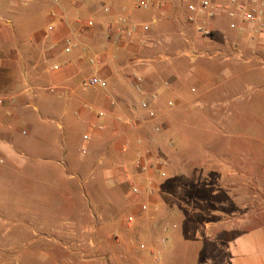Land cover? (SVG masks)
<instances>
[{
  "label": "crops",
  "instance_id": "1",
  "mask_svg": "<svg viewBox=\"0 0 264 264\" xmlns=\"http://www.w3.org/2000/svg\"><path fill=\"white\" fill-rule=\"evenodd\" d=\"M138 1L104 0L109 7L105 13L99 3L86 0H0V209L7 208V198L1 195L15 193L16 211L31 209L32 226H48L54 232L56 226L86 225L85 211H95L91 220L96 239L107 237L109 228L117 238L116 244L102 249L110 258L106 264H152L150 248L163 231L169 239L180 238L181 248L189 244L177 249L176 257L182 259L177 264H200L195 258L202 253L189 249L217 239L225 243V264H264V228L234 235L237 226L225 220L215 201L208 213L215 219L201 221L191 212L194 203L185 200L189 184L184 179L208 173L189 170L185 162L205 161L204 154L210 155L187 160L176 149L178 163L173 167L175 149L170 150L172 142L178 148L180 131L189 127L177 123L183 113L203 109L217 113L231 107L232 61L175 58L186 48L182 37L204 28L208 34L194 42L197 50H220L226 55L229 46L237 45L252 54L250 62L257 72L252 75L262 83L252 85L254 77L249 74L241 79L247 88L261 93L264 71L258 64L264 59V6L253 25H246L239 14L232 20L198 16L193 24H186V13L176 0H161L160 8L147 11L137 8ZM118 19H126L129 25L147 23L150 30L132 39H114ZM229 22L235 23V30L228 28ZM250 28L256 34L248 38ZM65 39L71 45L68 53ZM135 57L144 63L133 68L130 62ZM134 74L143 79L141 92L133 89ZM92 77L104 79L107 88H83L82 82ZM148 93H155L156 100H150ZM143 101L149 103L153 117L141 108ZM216 124L208 130L210 137L223 130L230 145L235 135L227 121ZM255 136L256 160L264 161V124ZM138 159L147 169L136 166ZM164 168L167 173L161 177ZM133 186L139 189L136 196L130 193ZM140 206H146V211ZM57 210L68 213L60 217ZM125 214L133 222L122 218ZM19 216L15 222L0 220L1 225L22 227L18 236L26 225ZM135 229L142 231L139 235L148 244L145 253L128 250L126 241ZM220 232L223 236L218 238ZM202 255L216 256L217 251Z\"/></svg>",
  "mask_w": 264,
  "mask_h": 264
},
{
  "label": "rangeland",
  "instance_id": "2",
  "mask_svg": "<svg viewBox=\"0 0 264 264\" xmlns=\"http://www.w3.org/2000/svg\"><path fill=\"white\" fill-rule=\"evenodd\" d=\"M250 29L253 30L254 28ZM251 30L246 32V37L249 38L256 34L255 29ZM184 36L193 43L197 40L202 41L204 38L197 33ZM242 39L240 38L241 42ZM240 49L243 54V58L240 60L232 57L227 59L216 58L232 61V75L234 77L230 83V109L217 110V113L204 109L197 112L195 110L183 113L178 118L177 123H185L189 127H185V130L180 131L182 138L179 139L178 148H176L175 142H172V147H170L172 151L175 149L172 152L174 153L172 155L173 167L175 163H178L175 160L176 149L178 150V155H184L187 160H191V157L197 154L207 153L210 155L204 154L206 156L205 161L185 162L189 170L197 168L208 172L203 178L189 177L184 179L189 184V187L184 192L185 200L188 204L194 203L193 206L196 209L192 208L194 210H191V212H194L193 215L201 221L215 219L213 216H208L215 201L216 207H219L221 212L225 213V220H228L229 224L237 226V229L232 230L234 235L246 230L264 228V175L262 174L264 161L256 160L258 147L255 146L256 129H259L264 124V90L259 93L254 88H247L246 82L241 79L243 75H252L257 72L253 61L250 62L253 55L246 52L242 47ZM261 83L262 81H258L255 77L253 83L251 82L256 87ZM262 89H264V85ZM249 92L258 94L255 93L252 97H249V95L246 97ZM192 112L195 113L192 114ZM219 121H227L229 132L235 135L234 138H231L230 145H227L229 139L225 140L222 136L223 130H220L222 133L217 134L218 136L210 137L211 134L208 130L213 128V125H217L216 123ZM196 126L201 128L198 129ZM251 129L254 130L252 131ZM248 131L249 137L247 139L246 134ZM209 139L211 143H208ZM225 152L228 154L225 155ZM261 157L264 158V155ZM161 172L166 175V168L161 170ZM195 180H197V184L192 185ZM213 193L216 194L213 195ZM1 196L2 198H7V208L0 209V220L15 222L16 218H19V215L22 214L26 225L23 226L21 234L17 236V231L22 229V227L19 228L16 225L3 226L0 222V264L108 263L109 255L102 254V249L110 248L114 243L116 244L117 238L112 231L109 232V228L107 237L103 238L102 236L100 240L96 239L95 221L91 220L95 211H85L89 219L86 225L56 226V232H54L53 228L48 226H32L31 209H25L24 212L16 211L17 194L9 192V194H2ZM28 198L29 200L31 199L30 195ZM38 212H45L46 214L48 211ZM67 213L68 211L64 210L55 211V214L60 217L65 216ZM128 217L126 214L122 216L126 221ZM239 225H241V228ZM132 227V224H130L128 228L132 229ZM157 227L159 228V225ZM5 230H9L8 235L3 234ZM141 233L142 231L137 229H135V232L132 231L129 240L126 241L128 242L129 251L134 248L141 253L147 251L148 244L145 239L140 237L141 235L139 234ZM222 233L220 232L218 238L223 236ZM182 244L180 238L169 239L165 231L160 232L155 242H153V247L150 248L152 249L150 257L151 259L153 257L154 264L180 263L182 259L181 257H176V255L177 249H179V246L181 248ZM188 245L181 249L188 248ZM202 245L203 249H201ZM224 245L225 243L219 242V239H217L216 242L200 243L198 245L200 246L199 248L196 246L189 250L193 254H197L200 251L205 255L217 251L216 256L205 257L202 254H198V258L195 259L200 264H225L222 254ZM155 259H158L159 263ZM153 260L151 261L152 264Z\"/></svg>",
  "mask_w": 264,
  "mask_h": 264
},
{
  "label": "built area",
  "instance_id": "3",
  "mask_svg": "<svg viewBox=\"0 0 264 264\" xmlns=\"http://www.w3.org/2000/svg\"><path fill=\"white\" fill-rule=\"evenodd\" d=\"M36 0H22L23 3H31ZM53 2H57L58 0H49ZM89 3H99V6L101 10H103L105 13H108L109 7L104 2V0H86ZM179 7L184 10L186 13L185 23L187 24H193L198 16H203L208 19H213L216 17H226L227 19L232 20L237 14H239L242 17V21L246 25H253L255 22L259 21L260 14H261V8L264 6V0H227L228 3H216L215 0H176ZM234 6H229V5ZM162 5L161 0H139L137 2V8L141 11H147L151 7L153 8H160ZM234 7V9L232 8ZM93 23L91 21L87 22V26L91 27ZM150 26L147 23L142 24H132L129 25L127 23L126 19H118L116 26H115V33H114V39H119L121 36H125L128 39H132L133 37H136L140 32L146 33L150 30ZM228 28L230 30H235L236 25L233 22L228 23ZM51 30V28L49 29ZM198 33L201 34V36H205L208 34V32L204 28H199ZM183 36V35H182ZM183 43L186 45V48L182 50L181 52L176 53L173 55L175 58H185L191 62L196 61L199 58H207V59H214L218 57L222 58H234V59H242L243 54L241 52V49L237 45H231L228 47L229 54H222L220 50H216L213 53H205L197 50L195 48V45L193 42L189 41L186 37H182ZM146 41V38L142 40V43ZM65 47L64 52L68 53L70 51L71 45L68 39H65L64 41ZM90 64L94 63V60H89ZM144 63V61L139 58L135 57L131 60L130 64L133 68H135L138 65H141ZM259 66L262 70H264V59H260ZM53 70H58L57 66L53 67ZM135 84L133 85V89L136 92L142 91V84L143 79L140 75L134 74ZM83 88H90V87H96L99 89H106L107 83L104 79L99 77H92L86 81L82 82ZM192 93L195 92L194 89L190 90ZM150 100H156V94L155 93H148ZM141 108L148 112V115L150 117L154 116V113L152 110L149 109V103L146 101H143L140 104ZM159 128H155V131H158ZM25 135V132L22 133ZM84 140H87V137H84ZM142 159H138L136 161V166L138 168H141L143 170L147 169V166L145 164H142ZM158 166V165H156ZM152 168V164L149 163L148 168ZM155 167V166H154ZM159 170V169H157ZM161 177H164V173H160ZM151 185H149V188ZM130 193L133 196L138 195L139 189L138 187H131ZM146 206H140L141 211H146ZM128 223L133 222V217L129 216L127 219ZM142 248V246H141ZM157 263H159L158 259H155Z\"/></svg>",
  "mask_w": 264,
  "mask_h": 264
}]
</instances>
